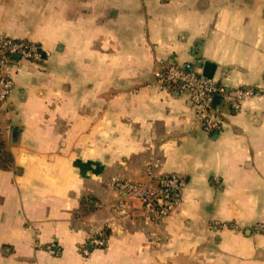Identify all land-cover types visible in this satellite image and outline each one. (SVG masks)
I'll return each mask as SVG.
<instances>
[{"label":"crops","instance_id":"obj_1","mask_svg":"<svg viewBox=\"0 0 264 264\" xmlns=\"http://www.w3.org/2000/svg\"><path fill=\"white\" fill-rule=\"evenodd\" d=\"M0 37L45 55L0 109V264H264V0H0ZM165 65L255 95L207 131ZM170 173L173 213L119 215L115 180Z\"/></svg>","mask_w":264,"mask_h":264},{"label":"built area","instance_id":"obj_2","mask_svg":"<svg viewBox=\"0 0 264 264\" xmlns=\"http://www.w3.org/2000/svg\"><path fill=\"white\" fill-rule=\"evenodd\" d=\"M17 56L20 60L34 62L44 60L42 49L38 44L0 37V109L13 91L12 67L16 63L13 60ZM155 84L159 90L177 88L186 94L195 109L199 123L207 131L221 130L223 127L220 104L222 108L239 110L247 98L255 95V90L252 88H229L178 65L161 66L155 73ZM216 97H219V105L213 103ZM114 186L121 196L118 205L120 216L130 215L132 203L139 201L146 210L147 221L155 223L178 208L182 202L186 183L177 174L170 173L158 176L149 182L115 180ZM259 229L264 231L262 226ZM92 244L103 247L106 245V240L103 236H98L93 238ZM83 252L88 254L87 249H83Z\"/></svg>","mask_w":264,"mask_h":264},{"label":"trees","instance_id":"obj_3","mask_svg":"<svg viewBox=\"0 0 264 264\" xmlns=\"http://www.w3.org/2000/svg\"><path fill=\"white\" fill-rule=\"evenodd\" d=\"M43 52V51H42ZM43 56L44 53H43ZM13 156L10 151L6 148V142L0 134V169L8 170L12 167Z\"/></svg>","mask_w":264,"mask_h":264},{"label":"water","instance_id":"obj_4","mask_svg":"<svg viewBox=\"0 0 264 264\" xmlns=\"http://www.w3.org/2000/svg\"><path fill=\"white\" fill-rule=\"evenodd\" d=\"M17 57H19V56H17ZM189 70H190V69H189ZM218 102H219V97H216V98L214 99L213 103H214L215 105H217Z\"/></svg>","mask_w":264,"mask_h":264}]
</instances>
